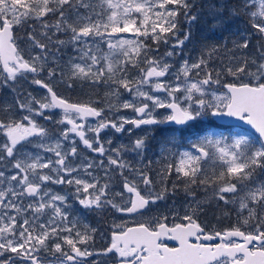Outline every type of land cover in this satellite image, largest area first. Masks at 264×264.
<instances>
[{
  "label": "snow or ice",
  "instance_id": "1",
  "mask_svg": "<svg viewBox=\"0 0 264 264\" xmlns=\"http://www.w3.org/2000/svg\"><path fill=\"white\" fill-rule=\"evenodd\" d=\"M193 7L190 0H0V87H11L32 73V82L47 90L41 100L31 94L25 100L17 94L10 103L0 102V136L5 138L0 144V165L8 166L0 168V264H99L89 259L98 255H111L113 264H264V182L251 187L244 183L252 179L256 168L264 169V44L258 48L257 57L236 58L235 64L230 62L219 69H209L203 54L193 63L185 59L173 80L161 79L171 73V66L153 54L147 41L157 45V50L161 41L167 44L169 37L177 34L181 15L191 28L198 18ZM209 11L213 17L222 13L216 4H210ZM49 15L56 17L55 24L44 21ZM232 15L247 16L251 29L264 39V0H238ZM29 19L40 21L42 35L49 43H41L29 33V41L43 55L26 59L17 44L14 27ZM58 33L68 39H59ZM121 34H131L132 38ZM247 36L241 34V41H234V47L247 49L251 33ZM190 39L189 30L165 55H177L176 48L183 52ZM104 45L107 52L101 55ZM53 47L57 52L61 48L71 50L59 72L47 64L48 55L55 59ZM205 49L209 59L217 51L215 46L206 45ZM130 66L139 69L135 79L129 75ZM46 67L50 79L59 75L60 82L70 81V88L72 81L80 80L107 85L108 96L119 97V89H124L133 99L125 100L120 107L131 109L136 118L120 117L117 122L107 119L105 110L91 101L73 103L61 97L51 84L35 78ZM225 77L232 80L222 83ZM211 85L218 87L210 90ZM112 107L110 104L109 110ZM51 109L62 111V119L55 123L67 127L54 143L46 145L43 141L53 137L36 118L50 120L52 117L45 113ZM156 109L166 110L162 119L152 115ZM89 117L97 118L95 126L86 123ZM224 117L250 125L258 137L251 131L233 135L227 122H217ZM126 124L135 128L174 126L161 129L165 137L162 152L169 145L177 146L178 139L191 141L192 151L180 152L178 162L167 163L157 175L163 184L174 172L177 181L184 182L186 195L192 197L193 203L182 216L174 214L171 223L165 215L134 227L114 225L110 246L97 253L90 248L93 237L89 232L80 231L69 219L66 196L55 193L48 185L71 186L79 204L87 209L110 205L127 215H142L149 205L165 199L167 187L155 191L147 166L133 168L120 158V149L106 148L101 142L102 130L112 128L119 133ZM36 137L41 140L38 147L53 153L55 159L39 153L17 155L18 145ZM71 137H78L86 149L106 157L107 164L104 159L98 164L84 159L74 165L70 158L79 153ZM146 139L135 140L132 150L138 155L146 149ZM63 142H70L69 150L64 149ZM213 154L222 170L209 177L203 174L200 161ZM112 166L121 169L123 176V192L116 195L123 198L124 192L128 194L122 204L107 198L108 185L101 186L90 171H107ZM126 168L132 179L124 176ZM137 181L143 183V190ZM197 184L210 187L213 198L225 204L238 200L237 223L222 230H206L198 222L197 211L202 210V204L196 201L191 187ZM176 187L174 183L173 189ZM245 210L247 217H243ZM42 252L50 255L42 256Z\"/></svg>",
  "mask_w": 264,
  "mask_h": 264
},
{
  "label": "rangeland",
  "instance_id": "2",
  "mask_svg": "<svg viewBox=\"0 0 264 264\" xmlns=\"http://www.w3.org/2000/svg\"><path fill=\"white\" fill-rule=\"evenodd\" d=\"M190 2L196 5H202L204 10L208 13V15L203 14V18L207 19L208 16L213 17V15L209 11L210 4H216L217 9H222L221 15L217 17H213L217 21H222L223 24H230L227 28L224 29L223 33L226 35L234 36L236 31L233 28V25L236 23L240 26L248 25V28L252 35L256 39H260L254 30L251 29L250 25L248 24V17L247 16H235L232 15V9L238 3V0H190ZM98 3V0H97ZM258 6V5H257ZM192 11L194 14L200 12L202 10L194 9ZM99 11V7L96 8ZM255 10V9H253ZM44 21L48 24H55L56 17L49 15L44 18ZM178 31L176 36H170L169 41L165 44L163 41L160 42L157 50V45H155L151 40H148V45L153 49V54L162 59L163 62L168 63L171 66V73L164 78L167 80H173L174 75L179 71L181 65L183 64L184 60L187 59L189 63H193L195 60V54H193L192 58L188 57L187 51L189 48V41L185 42L183 46V52H181L180 48H176L175 52L177 55L172 57H167L165 54L168 51L173 50V45L176 43V39H183L184 33L191 31V36L193 31L195 30L191 25L185 21L183 15L178 18ZM233 24V25H231ZM54 32L55 29H52ZM44 29L40 23V21L35 19L26 20L23 24L17 25L14 27V35L17 39V44L19 48L22 50L23 55L26 59H31L32 56L35 55H43L41 49L34 47L32 42L29 41L28 35L32 33L38 41L41 43L48 44L49 41L42 35ZM51 35V33H49ZM59 39L66 40V37L63 33L57 34ZM124 38L131 39V34H121ZM262 43L264 44V39H261ZM235 49V47L233 46ZM259 45L257 46V50ZM51 52L55 54V59L52 55L47 56V64L48 67H54L59 70L64 69L66 62L68 61L69 54L71 52L70 49L61 48L58 52L53 47L51 48ZM107 52V46L104 45L101 50V55ZM255 56H258L256 53ZM121 59H123L121 57ZM130 71L133 73V79L137 78L139 69L129 67ZM136 75H134V72ZM203 73H201L202 78ZM214 76V75H213ZM33 75L27 74V78H20L11 87H0V102H12L17 94H21V98L27 100L29 98V94L31 97H34L37 100L43 99L47 94L44 93L42 90L38 89L37 85L32 82ZM35 78L44 80L45 82L51 84L54 90L61 96L66 98L70 91H73L76 94V99L79 102L88 103L91 101L95 107L103 108L104 115L107 119H114L119 122L120 117L125 118H136V114L131 109H123L120 105L125 101H131L133 97L129 95L124 89H119V97L116 96H108L106 95L109 93L110 89L105 84L95 85L92 84L90 81H80L75 80L72 81L73 87H68V83L65 79L64 82H60L61 78L59 75L56 76L55 79H50L48 77V68L46 67L42 72H40ZM218 86L211 85L210 90H215ZM220 91H223L222 87ZM219 94V93H218ZM161 97H164L166 94L158 93ZM210 98V97H209ZM150 103V102H149ZM113 105L111 110H109V105ZM46 115L51 116L50 120H44L42 117H37V121L42 125L48 128L49 135L53 137L52 140H44L43 143L48 145L54 143L56 137H59L60 133L63 131L64 127L67 125H59L56 124L55 121L62 119L63 113L61 110L51 109L48 110ZM159 114V115H158ZM166 114L165 109H156L152 115L155 116L157 119H162L163 115ZM18 118V117H17ZM97 118L89 117L86 121L87 124L90 126H95L97 123ZM232 130V134L235 135L245 134L249 130L245 128H239L230 126ZM165 125H142L140 128H135L130 124H126L124 126V130L122 132H115L112 128L104 129L100 132V140L105 145L106 148L112 149H120L121 156L120 158L127 164L131 165L133 168H145L147 166V171L152 180L155 183V191L160 192L162 191L163 187H167L168 193L165 199L157 201L155 204L149 205L148 209L143 212L142 215H135V216H124L119 212H116L110 205L104 208H95L87 209L79 204L78 200L75 197L74 188L65 184V185H56V184H49L48 187L51 188L55 193L60 195H65L68 202V212H69V219L76 222V226L80 231L87 230L89 234L93 237L90 248L97 253H102L108 246L111 244V233L114 230V225L123 224L126 227L128 225L142 223L148 219H154L157 217L167 215L169 219H173L174 214L179 213L182 216L189 204H192V197L186 195V189L184 182L177 181L176 175L173 172L170 178H168L163 184L160 182V177L157 175L159 170L166 165L167 163L175 164L178 162L179 153L185 150L192 151L191 149V141L187 139H178L177 146L169 145L166 151H161V144L163 143L165 137L161 129H165ZM131 129V131H129ZM223 131V129H221ZM89 135H94L89 133ZM225 135H228L225 132ZM146 137V149L138 155L136 151H133V145L136 139ZM30 142H22L20 145L17 146L18 156H26L28 154L35 155L39 153L42 157L45 158H52L55 159L54 154L50 152H45L42 148H39L38 145L41 143L40 138H29ZM70 139H75L78 146V153L79 155L76 158H70L74 165H79L82 160L87 159L89 161L94 160L97 164L101 159H104L105 164H107L106 157H100L97 153L91 152L90 150L86 149L84 145L79 142L78 137H71ZM109 141L111 143L109 144ZM5 142V138L0 136V144ZM63 147L65 150L70 149V142H63ZM115 155V153H111ZM200 164L203 168V174L209 177L213 176L214 174L218 175L219 172L222 170L221 162L219 161L218 157L214 154L209 158L203 159L200 161ZM7 165H0V168H6ZM114 169V170H113ZM92 171L93 175L98 178L99 184L101 186L107 184L108 187L106 189L107 198L109 200H113L117 204L125 203L128 197V194L124 192L123 198L116 195L117 193L123 192V176L121 175V169L115 168L112 166L107 171L105 169H96L93 168ZM124 176H128L129 179H132V173L126 168L123 170ZM203 178V175L201 176ZM233 182H236L235 180ZM264 182V169L256 168L255 173L250 181H246L249 187L253 186L254 184H259ZM139 184L140 189H144L145 186L142 182L137 181ZM176 184L177 187L173 189V184ZM6 186V185H5ZM192 191L195 193V199L197 202L202 204V210L199 211H213L217 212V215H221L220 219L228 220L225 216H232V220L237 223V213L239 212V202L235 204L228 203L225 204L224 201H219L218 199L213 198L212 196V189L210 187L206 188L200 185H192ZM146 194V192L142 193ZM229 199H231V194H229ZM248 212L245 210L243 212V217H247ZM243 217L240 219L242 220ZM47 219V217H44ZM179 221V220H176ZM95 229V232L91 230ZM42 256H49V253L42 252ZM58 255V254H57ZM91 261H98L99 264H113V258L111 255L104 256L98 255L95 257L89 258Z\"/></svg>",
  "mask_w": 264,
  "mask_h": 264
},
{
  "label": "trees",
  "instance_id": "3",
  "mask_svg": "<svg viewBox=\"0 0 264 264\" xmlns=\"http://www.w3.org/2000/svg\"><path fill=\"white\" fill-rule=\"evenodd\" d=\"M194 9L202 10L198 15L197 20L192 24L193 34L189 41V48L188 57L192 58L193 54H195V60H198L201 55L203 54L204 58L208 60V68L209 69H219L225 66H228L231 62L232 64L236 63V58H240L243 60L244 58H255L257 56V46L259 47L263 44L261 39H256L252 33L250 32L248 25L240 26L236 23L233 25V28L236 33L234 36L226 35L223 33L224 29L227 28L228 24L218 23L216 19L213 17L208 16L207 19L203 18V14L208 15V13L204 10L202 5H196ZM193 12V11H192ZM247 33H251L249 47L247 49H234V41H241V34H244V38H248ZM215 46L217 51L212 54L211 59L208 58V53L205 49V46ZM134 75H136V72ZM129 75L133 78V73L129 69ZM215 76V72H213ZM231 77H225L222 80L223 82L231 81ZM67 99L71 101H77L76 94L73 91L68 93ZM172 126H167L169 128Z\"/></svg>",
  "mask_w": 264,
  "mask_h": 264
},
{
  "label": "flooded vegetation",
  "instance_id": "4",
  "mask_svg": "<svg viewBox=\"0 0 264 264\" xmlns=\"http://www.w3.org/2000/svg\"><path fill=\"white\" fill-rule=\"evenodd\" d=\"M198 222L206 227V230H222L231 227L235 224L232 220V216H225L228 220L222 221L221 215H217V212L213 211H199ZM169 222H173V219H169ZM180 222V221H175ZM170 245H174V242H168Z\"/></svg>",
  "mask_w": 264,
  "mask_h": 264
},
{
  "label": "water",
  "instance_id": "5",
  "mask_svg": "<svg viewBox=\"0 0 264 264\" xmlns=\"http://www.w3.org/2000/svg\"><path fill=\"white\" fill-rule=\"evenodd\" d=\"M39 86V85H38ZM40 87V86H39ZM42 88V87H40ZM45 89V88H44ZM71 102V101H70ZM74 103V102H73ZM218 123H221V124H224L227 122L228 125H239V126H242V127H245V128H248L250 129L251 131H253L255 133V130L254 129H251V126L250 125H247V124H244L242 121H238L236 120L235 118H228V117H224V118H221L220 120L217 121ZM257 136H258V133H255ZM124 215H127V214H124ZM136 225H131L129 227H134ZM112 235V234H111Z\"/></svg>",
  "mask_w": 264,
  "mask_h": 264
}]
</instances>
